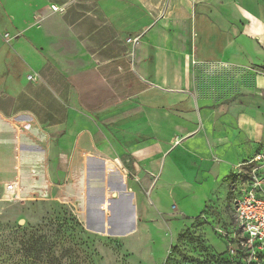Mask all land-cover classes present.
Segmentation results:
<instances>
[{
  "label": "crops",
  "instance_id": "1",
  "mask_svg": "<svg viewBox=\"0 0 264 264\" xmlns=\"http://www.w3.org/2000/svg\"><path fill=\"white\" fill-rule=\"evenodd\" d=\"M0 121L216 186L264 142V0H0Z\"/></svg>",
  "mask_w": 264,
  "mask_h": 264
},
{
  "label": "rangeland",
  "instance_id": "2",
  "mask_svg": "<svg viewBox=\"0 0 264 264\" xmlns=\"http://www.w3.org/2000/svg\"><path fill=\"white\" fill-rule=\"evenodd\" d=\"M99 139L91 155H71L58 134L0 121V264H248L230 254L229 238L241 183L264 166V142L216 186L169 194L128 157L127 182L108 183Z\"/></svg>",
  "mask_w": 264,
  "mask_h": 264
},
{
  "label": "built area",
  "instance_id": "3",
  "mask_svg": "<svg viewBox=\"0 0 264 264\" xmlns=\"http://www.w3.org/2000/svg\"><path fill=\"white\" fill-rule=\"evenodd\" d=\"M50 8L53 12L64 11L54 5ZM256 160H261V156ZM246 177L235 203V224L229 238V251L232 255L244 254L249 258L248 264H252L264 254V166L253 168Z\"/></svg>",
  "mask_w": 264,
  "mask_h": 264
},
{
  "label": "trees",
  "instance_id": "4",
  "mask_svg": "<svg viewBox=\"0 0 264 264\" xmlns=\"http://www.w3.org/2000/svg\"><path fill=\"white\" fill-rule=\"evenodd\" d=\"M260 258H264V255L260 256L259 259H260Z\"/></svg>",
  "mask_w": 264,
  "mask_h": 264
}]
</instances>
